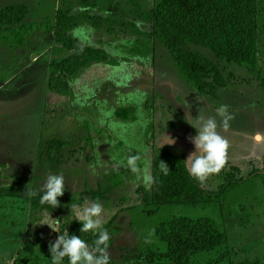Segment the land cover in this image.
<instances>
[{"label": "rangeland", "instance_id": "rangeland-1", "mask_svg": "<svg viewBox=\"0 0 264 264\" xmlns=\"http://www.w3.org/2000/svg\"><path fill=\"white\" fill-rule=\"evenodd\" d=\"M258 3L257 67L220 63L228 87L210 96L183 80L174 57L154 37L150 13L156 0H0V9H29L17 27L24 46L7 44L3 37L10 31L0 29V192L10 193H0V264H15L22 252L32 257L30 248L41 264H51L40 244L54 243L60 233L32 223L50 213L63 233L77 222L71 221L73 204L85 201L102 204L103 227L111 222L106 228L111 264H148L138 257L165 252L154 230L174 217L214 220L227 235L221 251L196 264H264L263 178L211 207L151 203L157 194L154 157L163 150L185 161L194 151L189 137L197 134L188 122L198 124V115L215 118L229 144L224 167L204 181L207 189L216 190L230 166L243 175L264 169V0ZM65 11L77 22L71 38L105 50L108 61L80 70L69 78L68 92L55 95L49 76L72 53L53 36L57 16ZM94 17L102 19L99 28L93 27ZM185 49L214 60L205 49ZM221 105L233 116L227 130L216 114ZM169 137L174 144L165 143ZM131 156L139 157L138 172L127 167ZM49 173L64 176L66 191L59 198L74 200L66 214L57 215L56 208L27 194L39 190Z\"/></svg>", "mask_w": 264, "mask_h": 264}, {"label": "trees", "instance_id": "trees-1", "mask_svg": "<svg viewBox=\"0 0 264 264\" xmlns=\"http://www.w3.org/2000/svg\"><path fill=\"white\" fill-rule=\"evenodd\" d=\"M258 6V0H156L150 13L153 35L174 57L175 66L183 80L198 93L213 96L216 91L228 87L220 63L251 70L257 67L260 50ZM28 16L29 9L24 5L0 9V29L10 31L3 37L7 44L16 47L25 45L26 40L18 33L17 27L22 26ZM101 20L100 17H94L93 27L99 28ZM76 26L77 22L69 12H61L57 16L53 29L54 41L72 52L55 65L57 72L49 76L48 88L58 94L69 90V78L75 77L80 70L108 61L105 50L79 46L71 38L70 32ZM186 46L205 49L214 60L201 53H193L185 49ZM162 162L170 169L167 175L163 174ZM229 168V171L222 170L223 183L216 190H209L204 182L189 174L182 159L160 150L153 160L157 194L151 203L156 207H211L222 203L231 192L255 179H264V169H253L243 175L239 167ZM0 193L2 196L10 194L7 191ZM58 199L61 205L55 209V213L66 214L74 200ZM80 227L74 221L69 222L64 230L67 229L70 235L80 236L92 246L96 237L91 233H80ZM154 234L165 245V252L159 255L150 252L146 257L140 255V262L154 264L160 260L167 264H196L198 258L221 251L228 240L217 222L208 218L174 217L160 222ZM40 246L50 262V243L42 242ZM29 252L32 257H29V253H19L15 264L42 263L40 257L33 256L31 248Z\"/></svg>", "mask_w": 264, "mask_h": 264}, {"label": "clouds", "instance_id": "clouds-1", "mask_svg": "<svg viewBox=\"0 0 264 264\" xmlns=\"http://www.w3.org/2000/svg\"><path fill=\"white\" fill-rule=\"evenodd\" d=\"M216 114L221 118L222 127L227 130L233 116L229 114L227 105H221L216 109ZM199 123L188 122L196 130L194 137H189L194 145V151L184 161L189 174L203 183L209 175L219 173L226 163V154L229 148L228 142L217 132V121L215 118L203 119L198 115L194 118ZM256 139H260L259 135ZM167 144H174L175 139L169 137ZM139 157L131 156L127 160V167L132 172H138L137 160ZM169 167L162 162L164 175L169 172ZM150 180V178H149ZM66 191L65 180L62 174L49 173L43 181L39 190H28L30 198H38L39 205L50 206L55 209L60 206L59 197ZM103 207L100 202H88L84 204H73L71 207V221L75 219L80 225V233H91L96 238L90 248L87 241L76 234H69L66 230L61 232L60 220L53 219L50 213L33 225H47L53 232L60 235L54 243H50L49 253L51 264H111L108 253L110 233L103 227L100 219Z\"/></svg>", "mask_w": 264, "mask_h": 264}, {"label": "crops", "instance_id": "crops-1", "mask_svg": "<svg viewBox=\"0 0 264 264\" xmlns=\"http://www.w3.org/2000/svg\"><path fill=\"white\" fill-rule=\"evenodd\" d=\"M71 32H72V31H71ZM67 92H68V91H67ZM53 94H55V95H62V94H58V93H55V92H54ZM63 94H66V93H63Z\"/></svg>", "mask_w": 264, "mask_h": 264}]
</instances>
